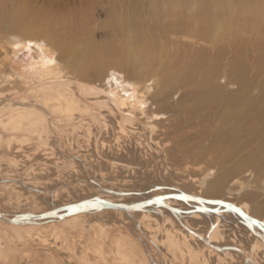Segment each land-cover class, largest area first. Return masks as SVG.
Instances as JSON below:
<instances>
[{"label":"bare ground","instance_id":"1","mask_svg":"<svg viewBox=\"0 0 264 264\" xmlns=\"http://www.w3.org/2000/svg\"><path fill=\"white\" fill-rule=\"evenodd\" d=\"M262 1L148 0L144 10L135 3L115 9V28L127 34L125 48L132 56L147 60L166 51L167 59L179 55L181 63L189 59L198 71L210 63L198 87L188 82L189 90H180L176 99V87L165 81L152 85L139 71L129 73L130 63L116 62L110 45L92 36H85L76 63H69L76 45L65 41L67 51L55 54L46 43L65 46L51 31L56 11L33 10L23 0L10 11L0 9V29L18 33L10 40L14 53L29 47L30 38L38 39L26 62L11 67L12 73L0 71V264H161L154 247L163 248L167 264H264V147L229 164L233 151L222 150L239 130L238 117L226 114L227 121L226 116L219 121L224 110L244 101L243 121L258 123L264 82L253 96L236 95L237 88L223 78L222 94L221 83L213 81V49L226 39L224 25L233 39L245 29L255 31L257 26L243 24L233 13H245L247 22H264ZM224 13L229 20L222 21ZM262 124L251 142L264 141ZM205 134L212 136L209 147L203 145ZM31 142L29 152L25 146ZM183 161L179 170L176 165ZM257 162L261 170L250 167ZM110 169L127 172L133 178L123 183L136 188L114 189L104 172ZM64 170L71 175L68 181L60 179ZM72 183L80 193L68 189ZM82 187L94 193L42 211L21 209L31 202L41 205L47 196L52 203L61 189L68 198L83 194ZM9 188L24 194V202L5 198ZM97 212L124 221L103 223ZM111 226L127 230L113 237L108 261L101 238H108ZM72 231L91 232L79 253Z\"/></svg>","mask_w":264,"mask_h":264},{"label":"rangeland","instance_id":"2","mask_svg":"<svg viewBox=\"0 0 264 264\" xmlns=\"http://www.w3.org/2000/svg\"><path fill=\"white\" fill-rule=\"evenodd\" d=\"M19 1L20 0H0V9L10 11L16 8L15 4H17V2ZM23 1L28 2L29 8L33 10H41V9L46 8L45 10L49 9V11L51 12L54 11L53 14L56 11L57 13V14L55 13L56 23L54 24L55 27L51 30L52 33L54 34V36L58 38V40L60 39L62 41L61 43L65 44V41H66L67 45L69 44L76 45L75 54H73L74 56L72 57V60H69L70 64L71 62L76 63L78 61L76 60L78 59L77 57L79 54L78 51L81 49V47L87 44V38H85V36H88V37L92 36L95 40H99V41H102L103 43L110 45L111 50L113 52L112 57H114L113 59L116 62H123L124 64H127V65L130 63L129 66L126 68L129 71V73L135 70L139 71L140 76H142L144 80H148L147 82L148 83L150 82L149 84H152V85L158 84L159 86H161L162 81H165L167 83H170L172 86L176 87V89L175 88L174 89L177 92L174 94L173 99L178 98L177 96L180 90L182 91L189 90L187 87H185L188 84V82H192L193 84L192 87L197 88L198 87L197 83L200 82L201 77L206 75V71L209 72L210 63L207 66H203L198 71L197 67H194L196 65L192 63L189 59H186L184 63L183 62L181 63L182 57H180L179 55L168 56V59H167L166 51H162V52L160 51L161 53L159 52L154 53L150 58H147V60L145 59L140 60L136 54H133L134 56H132L130 51L125 48V43H127L128 41V39L126 38L127 34L126 33L120 34V30L115 28L117 24H115V20L113 19V12L115 11L116 8H119L121 5H128V3H131V4L135 3L138 5V7L141 10H144L148 4L147 3L148 0H90L89 2H87V0H23ZM249 1H254V0H249ZM86 3L88 6L86 5ZM262 3H264V1H262ZM59 11H60V16H59ZM236 13L237 14L233 13V16L235 17V19H240V21L242 20L243 24L244 22H246L247 24H250V25L254 24L257 27L255 28V31H250V32H247L245 29L243 32H240L236 36H234L237 38L233 39L231 35L229 36L230 34L229 26L224 25L222 22L221 25H224V27L226 28V31L223 32L224 37H226V39L218 41L219 46L216 48L214 47L215 49H213V55H215L213 57L216 58V64H217V70L214 73L213 81L215 84H217L216 83L217 80L219 83H221L219 86L222 87V94H225L224 93L225 89L223 88L224 86H222V82L220 80L223 78L222 79L223 82L226 79L227 81L229 80L231 81L230 84L232 86H228V87L230 88L233 87L234 89L237 88L235 91L237 93L236 95L238 94L248 95V93L251 92L253 96H256L260 92L258 91L259 83L262 86V83L264 82V32L263 34H261V31L264 30V22H260V20L258 21L253 20V23H252V19H249V22H247L245 19L242 18L244 17L243 14L245 13L240 14V12L238 11ZM63 18L64 20L66 19V22L68 23L64 24L63 22H60ZM229 18H230V14L224 13L222 15V21L229 20ZM140 20L142 22L143 18ZM144 23L145 21H143V28L145 29L146 23L145 24ZM81 27L83 28V30H80ZM257 28L259 29L258 32H257ZM81 32L82 33L84 32L85 34L81 36L80 35ZM16 35H18L17 32L14 33L8 30L0 29V63L2 64V66H0L1 68L0 71L2 73H12L11 67H16L20 63L26 62L27 59L30 58L32 54H35L36 52V48H37L36 42L38 39L30 38L31 43L29 44V47L23 48L14 53L13 48L10 44V40L13 36H16ZM66 44L65 46L62 45L59 47H53L52 44L46 43V45L52 51H54L55 54H58L59 51L61 50L67 51ZM189 54L190 52H188V55ZM71 67L72 66L70 65L68 66L69 71L70 70L73 71ZM154 78L158 80H154ZM235 81H236V84H239V87H237V85L234 84ZM253 85L255 86L253 87ZM228 87H227V90H228ZM132 92L134 91L132 90ZM243 105H244V101L241 102L240 104L231 106L227 110H224L226 111L224 112L225 114H223L219 119V121L223 120L224 117L226 116L224 121H227V118H228L227 115L229 114L238 117L237 118L238 121L236 122L235 126L238 127L239 130L235 132L233 139L231 140L228 139L224 142V146L229 144V147H227L226 149L224 147V149L222 150L223 152H226V151L229 152L231 150L233 151L232 154L228 155V160H226V161H229V164L238 163L240 160L247 157V155L252 153L254 150L259 149V148L262 149L264 147V141H262L260 144L257 142L255 143V141L251 142L252 137L255 135V133L259 131L260 126L263 125L262 123H264V112L261 113V111L259 110L256 112V118L257 120L259 119L258 123H256L255 125L254 124L251 125L248 123L246 124V122L243 121L242 119V115L244 114ZM168 115H170V113ZM258 126L259 128H257ZM231 129H232V126L230 130ZM113 134H114V131L111 133V135ZM111 135H109L108 139L112 137L111 138V141H112L114 138V135L113 136ZM227 136L228 135H226V137ZM204 137H205V141L203 140ZM204 137L202 138L203 145L207 147L212 145L213 143V140H211L212 136H208V134H205ZM230 137L231 136L229 135V137L227 138H230ZM119 141L121 144L127 143V140L123 137H121ZM91 147L93 149L92 140L90 141V145H89L90 149ZM25 149L29 152H32V149H33L32 142L31 144L30 143L26 144ZM37 157L41 158L40 154H38ZM257 164L258 162L256 164L251 165L250 167L256 170L257 169L261 170L260 168H258L259 165ZM184 166H185L184 161L181 162L180 165H176V167L179 168V170L183 169ZM104 172H105V176L106 177L108 176L107 178L111 179L112 183L114 182L113 183L114 184L113 187H115L114 189H116L117 185H118L117 188H121V189L136 188L134 183H129V182L123 183L122 180H125L131 177V175H129L127 172H122L121 170H116V169H110ZM62 174L65 175L64 178ZM62 174H61L62 177L60 178L61 180L66 179L68 181L69 179L68 177H71V175L66 170H64V173L62 172ZM126 175H129V176H126ZM71 185L72 186L68 189H71V188H72L71 190L77 189L79 190L77 191L78 193L81 192L80 189L77 188L75 183H72ZM60 186H63V185H60ZM88 189L89 187H82V190L84 192L83 194L77 193V195H74V193H70L71 194L70 198L67 197L68 194L66 195V192H64V189H61L59 191L60 192L59 195L57 196L58 199L56 197H53L52 203L50 202L49 196H47L49 203L47 202V199H46L45 203H41V205L33 207L34 205L31 202L30 204H27L24 206L22 205L21 209H23L22 210L23 212H28L29 210L31 211L34 209L35 211H42L44 209H48L49 207H52V204H57L62 201H67V199L68 200L75 199V198L77 199L80 196L82 197V195L84 197L85 196L90 197L94 192L91 191V194H90V191H88ZM5 194H4L5 198H10L13 200L18 199L20 200V202L23 200L22 203L24 202V194L21 195L15 190L12 191V189L9 188L7 192H5ZM45 205L47 208L45 207ZM39 206H40V209H39ZM112 215L113 217H111ZM95 216L99 218L100 221L103 223L104 222L108 223L112 220L118 221V222L124 221V218L121 217L120 215H115L110 212H97ZM117 227L118 226H115V227L111 226L110 228H108L107 229L108 238H105V237L101 238L102 241L104 242L102 246V250H104L103 254L105 256L107 255L106 258L108 261L113 260L114 246L113 244H111L113 237L121 238L120 233L126 232L127 230L124 227H118V228ZM110 229L113 230V231L111 230L112 234L111 232H109ZM69 234L70 236H73L72 240L74 242L76 241L74 243L76 247V253H79L81 250H83L84 245L87 243L88 241L87 237L89 234L85 232V234L81 236L79 232H73V231L72 233H69ZM79 235L81 237H79ZM145 239H146V242L148 240V242L150 243L151 239H148L147 235H145ZM99 240H100V237H99ZM154 248H155V254L157 258L159 259L160 263L167 264L166 261H168L167 260L168 257L166 255L163 256V254L161 253V250L163 248L159 247L161 250L159 248L157 250L156 247ZM105 249L107 251H105ZM87 253L91 258L93 257L94 252L92 248H89ZM183 264H187V263L184 262Z\"/></svg>","mask_w":264,"mask_h":264},{"label":"water","instance_id":"3","mask_svg":"<svg viewBox=\"0 0 264 264\" xmlns=\"http://www.w3.org/2000/svg\"><path fill=\"white\" fill-rule=\"evenodd\" d=\"M97 205H99L101 207H106V208H120L119 206H117L115 204H111V203H107V202H98ZM120 209H124V208H120Z\"/></svg>","mask_w":264,"mask_h":264}]
</instances>
